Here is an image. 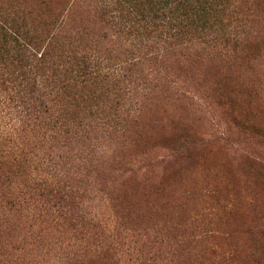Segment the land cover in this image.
<instances>
[{
	"label": "trees",
	"instance_id": "trees-1",
	"mask_svg": "<svg viewBox=\"0 0 264 264\" xmlns=\"http://www.w3.org/2000/svg\"><path fill=\"white\" fill-rule=\"evenodd\" d=\"M86 1L90 26L53 11L57 29L42 49L29 31L19 42L25 27L16 31L0 12V233L20 225L19 264L42 263L54 250L55 264H148L157 241L121 224L110 198L94 202L103 190L91 177L101 166L93 154L105 134L141 125L172 76L201 54L229 56L234 37L233 21L225 25L231 0ZM102 40L116 47L101 49Z\"/></svg>",
	"mask_w": 264,
	"mask_h": 264
},
{
	"label": "rangeland",
	"instance_id": "rangeland-1",
	"mask_svg": "<svg viewBox=\"0 0 264 264\" xmlns=\"http://www.w3.org/2000/svg\"><path fill=\"white\" fill-rule=\"evenodd\" d=\"M87 3L0 0V12L16 31L25 27L14 35L19 42L29 31L28 41L41 35L35 42L42 49V37L57 29L50 23L53 11L69 10L70 25L89 27ZM230 6L229 56L201 54L172 76L167 95L148 106L150 116L141 125L105 134L93 154L101 166L91 177L103 190L94 202L100 195L110 198L121 224L157 241L148 264H264V0H231ZM99 43L107 51L116 47ZM17 229L15 224L0 233L9 247L0 255L4 264H19ZM50 253L39 264H55L56 250Z\"/></svg>",
	"mask_w": 264,
	"mask_h": 264
}]
</instances>
